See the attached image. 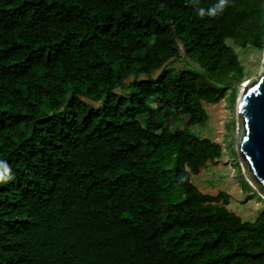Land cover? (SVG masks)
<instances>
[{
    "label": "trees",
    "instance_id": "1",
    "mask_svg": "<svg viewBox=\"0 0 264 264\" xmlns=\"http://www.w3.org/2000/svg\"><path fill=\"white\" fill-rule=\"evenodd\" d=\"M218 3L0 0V264H264V211L192 183L244 79L226 41L264 44V0Z\"/></svg>",
    "mask_w": 264,
    "mask_h": 264
},
{
    "label": "rangeland",
    "instance_id": "2",
    "mask_svg": "<svg viewBox=\"0 0 264 264\" xmlns=\"http://www.w3.org/2000/svg\"><path fill=\"white\" fill-rule=\"evenodd\" d=\"M226 43L234 49L244 67V79L240 85L255 79L264 63V49L258 51L251 46L242 49L232 44L230 40ZM241 90L239 86L237 96ZM203 107L208 114V121L204 126L193 127L191 132L217 142L223 150L219 161L216 164L206 163L205 167L199 169L198 175L192 177V183L202 193L210 195H216L219 191L228 193L230 201L227 208L240 216L243 221H252L259 211H264V200L252 187L251 193H246L241 187L246 177L235 149L236 105L230 104L228 100H221L217 104L204 103Z\"/></svg>",
    "mask_w": 264,
    "mask_h": 264
},
{
    "label": "water",
    "instance_id": "3",
    "mask_svg": "<svg viewBox=\"0 0 264 264\" xmlns=\"http://www.w3.org/2000/svg\"><path fill=\"white\" fill-rule=\"evenodd\" d=\"M240 87L235 101L236 154L246 181L264 200V63L259 75Z\"/></svg>",
    "mask_w": 264,
    "mask_h": 264
},
{
    "label": "clouds",
    "instance_id": "4",
    "mask_svg": "<svg viewBox=\"0 0 264 264\" xmlns=\"http://www.w3.org/2000/svg\"><path fill=\"white\" fill-rule=\"evenodd\" d=\"M226 2L227 0H219V3L216 6L208 10V15L215 16L218 11H222ZM199 14L203 17L205 15L204 10L201 9ZM11 178L8 166L5 163L0 162V183H4Z\"/></svg>",
    "mask_w": 264,
    "mask_h": 264
},
{
    "label": "crops",
    "instance_id": "5",
    "mask_svg": "<svg viewBox=\"0 0 264 264\" xmlns=\"http://www.w3.org/2000/svg\"><path fill=\"white\" fill-rule=\"evenodd\" d=\"M247 193V192H246ZM248 193H251V192H248ZM259 200H260V198H259ZM257 215V214H256ZM245 221V220H244Z\"/></svg>",
    "mask_w": 264,
    "mask_h": 264
}]
</instances>
